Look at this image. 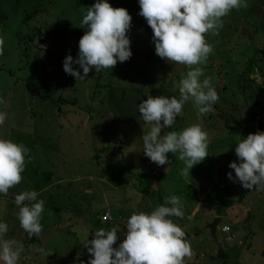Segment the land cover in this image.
I'll use <instances>...</instances> for the list:
<instances>
[{"label":"rangeland","instance_id":"rangeland-1","mask_svg":"<svg viewBox=\"0 0 264 264\" xmlns=\"http://www.w3.org/2000/svg\"><path fill=\"white\" fill-rule=\"evenodd\" d=\"M108 3L131 16L127 35L132 55L122 78H112L107 69H90L80 81L63 71L62 61L67 55L77 57L78 41L86 30L80 28V18L87 9L77 0H0V37L5 42L0 97L6 101V107H0L6 113L0 139L23 144L31 157H26L22 181L0 195V219L9 229L6 238L24 245L19 264H88L83 239L86 234L88 240L93 238L97 223L109 227L105 230L120 225L116 247L131 214L148 213L169 195L180 197L183 204L184 216L171 219L185 232L192 250L185 264H222L221 251L228 256L227 264H264V188L259 195L226 177L232 171L228 164L237 160L235 143L264 132L259 127H264V0H248L247 8L232 10L218 32L205 37L213 51L201 67L217 91L218 110L213 107L198 117L187 102L175 124L162 130L161 134L199 124L207 132L208 156L189 175L181 174L184 165L177 154L169 153V163L162 166L144 155L140 138L148 126L137 111L148 95L178 97L176 83L188 69L155 55L152 31L138 15V0ZM34 10L37 15L29 16ZM52 21L61 24L56 28ZM56 30L66 38L56 36L48 46L39 37L32 43L26 38L30 31L42 35ZM17 37L27 40L19 44ZM251 61L255 68L247 74ZM34 89L38 92L32 95ZM151 168L163 175H154ZM139 174L153 177L144 193L138 189ZM51 181L58 185L44 191ZM27 190L37 191L44 201L39 236H28L17 220L14 197ZM241 198L254 212L251 226L248 211L235 206ZM106 214L112 220H105ZM217 219L221 228L213 235L209 225ZM258 220L261 231L255 230ZM225 224L232 232H222ZM252 233L257 234L253 240L259 239L256 245L238 244ZM261 246L260 257L257 252L243 260L242 252Z\"/></svg>","mask_w":264,"mask_h":264},{"label":"clouds","instance_id":"clouds-1","mask_svg":"<svg viewBox=\"0 0 264 264\" xmlns=\"http://www.w3.org/2000/svg\"><path fill=\"white\" fill-rule=\"evenodd\" d=\"M138 5V15L152 31L155 55L188 69L176 83L178 97L148 95L137 105L141 120L148 126V131L140 138L142 150L157 166L169 163V153L177 154L184 165L181 174L189 175L190 170L208 156L207 132L199 124L161 134L162 130L175 124L187 102L194 106L198 117L213 111L219 97L201 67L213 51L205 37L218 32L223 18L232 10L247 8L248 0H138ZM130 26L131 16L126 9L113 8L108 0H95L82 14L80 28L86 30L78 41L77 57L65 56L63 71L75 80L84 81L90 69L112 70L118 62L129 60L132 55L127 35ZM4 43L0 37V55ZM0 107H6L3 97H0ZM5 120L6 113L0 110V126ZM29 152L23 144L0 139V195H7L10 188L22 181L26 157L31 159ZM234 154L237 162L228 164L232 171L226 174L227 179L248 191L264 188V132L240 139ZM38 196L37 191L27 190L14 197L19 226L28 236H39L42 231L45 209L44 201ZM183 216L181 198L169 195L164 197V204L150 212L131 214L123 223L124 239L116 247L113 245L117 242L120 225L95 230L91 240L86 234L83 246L90 256L88 264H185L192 250L185 232L171 219ZM8 230L7 223L0 219V264H19L24 245L14 238H6ZM36 251L43 252L39 248Z\"/></svg>","mask_w":264,"mask_h":264},{"label":"trees","instance_id":"trees-1","mask_svg":"<svg viewBox=\"0 0 264 264\" xmlns=\"http://www.w3.org/2000/svg\"><path fill=\"white\" fill-rule=\"evenodd\" d=\"M78 1V3L79 4H81L83 7H85L86 9H87V7H90L94 2H95V0H77ZM39 11L38 10H34L33 12H31V13H29V16H36L37 15V13H38ZM86 12V11H85ZM85 12H83V13H85ZM82 18H80V20H81ZM50 24H52L53 26H54V24L56 25V28H57V25L58 24H61V23H59V22H55V21H52ZM85 30V29H84ZM81 34V33H80ZM56 36H61L62 38H66V36L61 32V33H59L57 30L56 31H53V33H52V31L51 32H46V33H43L42 35H40L39 34V31H30L29 32V34H28V36L26 37L31 43L32 42H34V40L36 39V38H41V41L43 42V43H45L47 46L49 45V43H50V39H54V38H56ZM20 38V37H19ZM18 37H17V39H19ZM25 37L24 38H22L21 37V39L22 40H20L19 39V44H22V43H24V39H26ZM26 39V40H27ZM255 62L254 61H251L250 63H249V66H248V68L246 69V71L245 72H247V74L248 73H250V72H252L253 71V69L255 68ZM127 66H128V60L127 61H125V62H123V63H117L116 65H115V68H114V70H113V72H111V70H109L107 73H110V75H112V78H116V77H118V78H122V76L125 74V70H126V68H127ZM125 69V70H124ZM262 70V69H261ZM98 78L99 79H102V75H100V76H98ZM179 79H181L180 77H179ZM30 85H32V84H30ZM37 86V85H36ZM29 87V86H28ZM28 87H27V89H28ZM38 89H34L33 90V92L31 93L32 95L34 94H36V92H38L37 91ZM53 93H55V91L53 92ZM40 94V93H39ZM51 95H54V94H51ZM58 101H59V99H58ZM58 101H57V104L59 105V104H61V102L60 103H58ZM61 101V100H60ZM62 102H65L64 100L62 101ZM213 107L215 108V109H217L218 110V108H217V106H216V104L215 105H213ZM261 129H264V127H262V126H259ZM228 141H231V140H227L226 142H228ZM235 145H236V143H235ZM151 170H152V173L154 174V175H156V176H158V177H160V175L161 174H159L154 168H151ZM138 179H139V187H138V189H139V191H140V193H144L145 192V189H144V187L146 186V185H149V182L153 179V177H149V176H146V175H144V174H139V176H138ZM193 193H194V195H195V191H193ZM242 199V198H241ZM98 226H100V223H98ZM101 227V226H100ZM218 257L220 258V259H222V261H223V263L222 264H227V260H228V256L226 255V252L225 251H221V252H219L218 253Z\"/></svg>","mask_w":264,"mask_h":264},{"label":"crops","instance_id":"crops-1","mask_svg":"<svg viewBox=\"0 0 264 264\" xmlns=\"http://www.w3.org/2000/svg\"><path fill=\"white\" fill-rule=\"evenodd\" d=\"M233 152H234V150H233ZM233 152H231L232 154H233ZM229 153V152H228ZM229 155V154H228ZM236 157V156H235ZM237 161V160H236ZM235 161V162H236ZM159 174H161V175H163L160 171H158L157 169H155ZM60 183H62V182H60ZM56 185H58V184H55V183H53L52 181H51V184L50 185H47L46 186V189H44V191H47V190H51L52 188H54ZM261 191V190H260ZM260 191H257L255 188H254V190H253V192H255V193H260ZM243 192L245 193L246 192V190H243ZM262 192V191H261ZM243 193V194H244ZM260 195V194H259ZM258 195V196H259ZM216 203H218V201L216 202ZM259 203H260V201H259ZM247 204H248V202L245 200V198H242V201H240L237 205H235V206H237V207H243L244 208V212H246V210L248 211V214H249V220H250V226H251V221H252V215H253V211H250L251 210V206H247ZM245 206V207H244ZM247 206V207H246ZM239 207V208H240ZM58 208V207H57ZM257 208V207H256ZM56 209V208H55ZM231 209V208H230ZM57 210V209H56ZM59 211V210H58ZM238 215H239V218L238 219H236L235 218V220H239V219H241L240 218V214L238 213ZM242 217V216H241ZM221 219H222V222H223V217H221ZM260 222H262L261 220H258V221H256V225H255V230H257V231H261V225L263 224V223H260ZM97 228H103V229H105V228H109V227H105V226H98V223H97ZM224 226H226V227H230L228 224H225ZM263 227H264V225H262ZM230 229H231V232H232V228L230 227ZM253 234V233H252ZM256 233H254L251 237H249L248 239H247V242H240V243H238L239 245H242V246H247V243L248 242H250V244H253V245H256V243L255 242H257L259 239H258V237L256 236V238H255V240H253V237H254V235H255ZM257 235V234H256ZM264 239V238H263ZM232 241V240H231ZM225 249V248H224ZM257 252H258V255H257ZM261 253H262V246L260 247V249H258V250H256V249H252V251L249 253L248 251H246V252H242V254H243V256H244V258H243V260L248 256V255H251V254H256L257 255V258L258 257H260V255H261ZM245 261V260H244ZM197 262H195L194 264H196ZM253 264H254V262H253Z\"/></svg>","mask_w":264,"mask_h":264},{"label":"built area","instance_id":"built-area-1","mask_svg":"<svg viewBox=\"0 0 264 264\" xmlns=\"http://www.w3.org/2000/svg\"><path fill=\"white\" fill-rule=\"evenodd\" d=\"M105 220H107V221H108V220H112V218L110 217L109 214H106V215H105ZM222 232H224V233H230V232H231V229H230L229 227H226V226H225V227L222 228ZM231 240H232V237H229V238H228V241H231Z\"/></svg>","mask_w":264,"mask_h":264},{"label":"water","instance_id":"water-1","mask_svg":"<svg viewBox=\"0 0 264 264\" xmlns=\"http://www.w3.org/2000/svg\"><path fill=\"white\" fill-rule=\"evenodd\" d=\"M219 226H220V220L218 219L213 224L209 225L213 235L215 234L217 227L219 228Z\"/></svg>","mask_w":264,"mask_h":264}]
</instances>
